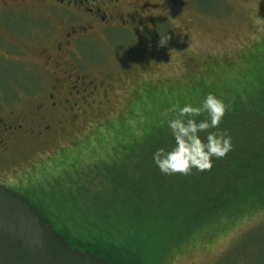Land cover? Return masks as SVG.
I'll use <instances>...</instances> for the list:
<instances>
[{"label": "rangeland", "instance_id": "rangeland-1", "mask_svg": "<svg viewBox=\"0 0 264 264\" xmlns=\"http://www.w3.org/2000/svg\"><path fill=\"white\" fill-rule=\"evenodd\" d=\"M129 4L136 14L144 11L146 17L166 21L156 24L147 44L141 45V35L128 41L116 32L109 35L112 46L84 45V63L94 74L92 79L103 81L104 75L111 78L100 87L92 108H83L86 111L73 120L60 115V123L53 126L48 137L49 143L44 147L39 143L32 150L33 167L54 155V172L49 177L42 175L36 180L37 185H31L34 198L39 197L40 190H56L70 180L84 181L98 191L103 187L101 174L96 176L101 163L117 159L123 149L128 150L122 154H127L132 163L137 149L139 156L145 157V150L171 146L173 141L165 124L175 115L169 111L171 107L198 103L209 92L222 98L229 110L242 106L238 110L239 126L226 128L230 135L233 132L232 150L226 158L212 160L210 170L219 160L228 166L242 159L251 154L252 147L258 148L257 141H264V119L259 120L263 116L253 114L252 101L246 99L256 89H247L246 83L252 77L258 83L264 78L258 67L261 56L255 54L264 44V0H128L126 5ZM18 21H0V36L6 40L0 46V100L7 105L24 94L17 88L30 91L34 87L36 91L40 87L23 73L31 70L22 67L21 71L17 66L34 53L32 68H41L43 61L38 50H50L53 43L37 38L50 25ZM166 36V44L160 46L159 39ZM87 103L91 106V100ZM200 135L202 139L205 136ZM248 155L241 163L253 168L257 162ZM14 166L22 172L31 168L24 164ZM60 168L63 173H56ZM210 170L194 169L190 175L181 176L194 184L205 181ZM230 170L237 171L234 167ZM129 178L140 184L141 176L129 174ZM187 206L196 219L204 214L191 196ZM201 232L162 264H264V211L233 221L222 231Z\"/></svg>", "mask_w": 264, "mask_h": 264}, {"label": "trees", "instance_id": "trees-1", "mask_svg": "<svg viewBox=\"0 0 264 264\" xmlns=\"http://www.w3.org/2000/svg\"><path fill=\"white\" fill-rule=\"evenodd\" d=\"M257 51L255 54L262 58L258 67L264 74V44ZM246 84L247 89L256 88L246 99L252 101V113L263 116L259 119L262 122L264 78L258 83L252 77ZM237 106L225 113L220 131L238 124L242 106ZM257 144L258 148L252 147L251 154L247 153L257 162L253 168L241 163L247 155L232 163L228 161V166L219 160L210 170L213 174L207 173L205 181L194 184L180 174L162 175L152 163L155 148L145 150V157L139 156L137 149L132 163L127 154H122L128 150L123 149L117 159L103 162L100 170L96 169L101 172L96 176L101 174L103 182L98 191L84 181L70 180L56 190H40L37 198L28 193L26 197L73 249L112 264H162L201 231H222L233 221L264 211L263 139ZM233 167L237 171L231 172ZM56 173H63V169ZM129 174L141 176L140 184L131 182ZM190 196L204 213L198 219L187 206Z\"/></svg>", "mask_w": 264, "mask_h": 264}, {"label": "flooded vegetation", "instance_id": "flooded-vegetation-1", "mask_svg": "<svg viewBox=\"0 0 264 264\" xmlns=\"http://www.w3.org/2000/svg\"><path fill=\"white\" fill-rule=\"evenodd\" d=\"M127 1L0 0V21L3 18L6 23L10 18L48 24V30L37 38L53 40L50 50H38L43 61L41 68H32L34 53L25 56L29 64L23 62L17 66L21 71L22 67L31 70V73H23L29 76L34 86L38 83L40 87L36 91H33L34 87L30 91L17 88L24 94L8 105L0 100V108H3L0 113L1 186L25 198L27 193L34 194V185L31 187V184H36L42 175L54 172L51 160L54 155L33 167L30 165L32 150L39 143L43 147L49 143L48 137L53 126L60 123L57 120L60 115L73 120L86 111L83 108H92L100 87L111 78L104 75L103 81L92 79L94 74L87 68L82 54L84 45L109 47V35L116 32L125 35L128 41L141 35L144 41L141 45L147 44L156 24L166 21L160 17H146L144 11L136 14L130 4L126 5ZM30 38L33 42V37ZM5 42L0 36V46ZM89 100L91 106L87 103ZM14 164L31 168L22 172Z\"/></svg>", "mask_w": 264, "mask_h": 264}, {"label": "clouds", "instance_id": "clouds-1", "mask_svg": "<svg viewBox=\"0 0 264 264\" xmlns=\"http://www.w3.org/2000/svg\"><path fill=\"white\" fill-rule=\"evenodd\" d=\"M167 39V36L164 40L160 38V46ZM228 110L229 105L211 92L198 103L173 105L169 111L175 115L165 122L173 143L152 153L153 165L165 176L190 175L194 169L210 170L213 158H224L233 147L231 135L219 130ZM201 133L205 134L203 139Z\"/></svg>", "mask_w": 264, "mask_h": 264}, {"label": "water", "instance_id": "water-1", "mask_svg": "<svg viewBox=\"0 0 264 264\" xmlns=\"http://www.w3.org/2000/svg\"><path fill=\"white\" fill-rule=\"evenodd\" d=\"M0 264H112L69 247L24 196L0 185Z\"/></svg>", "mask_w": 264, "mask_h": 264}]
</instances>
